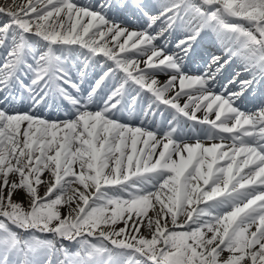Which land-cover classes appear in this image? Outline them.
Instances as JSON below:
<instances>
[{
  "label": "snow or ice",
  "instance_id": "snow-or-ice-1",
  "mask_svg": "<svg viewBox=\"0 0 264 264\" xmlns=\"http://www.w3.org/2000/svg\"><path fill=\"white\" fill-rule=\"evenodd\" d=\"M0 264H264V0H0Z\"/></svg>",
  "mask_w": 264,
  "mask_h": 264
},
{
  "label": "bare ground",
  "instance_id": "bare-ground-1",
  "mask_svg": "<svg viewBox=\"0 0 264 264\" xmlns=\"http://www.w3.org/2000/svg\"><path fill=\"white\" fill-rule=\"evenodd\" d=\"M216 142H219V141H216ZM230 142V141H229ZM207 143H211V142H207ZM221 164H223V161H220ZM122 225V224H121ZM123 226V225H122Z\"/></svg>",
  "mask_w": 264,
  "mask_h": 264
}]
</instances>
